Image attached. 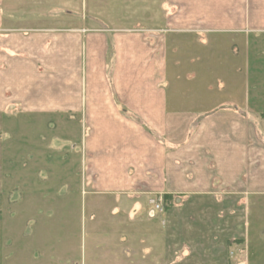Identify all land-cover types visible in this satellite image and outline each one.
Returning a JSON list of instances; mask_svg holds the SVG:
<instances>
[{
	"label": "crops",
	"instance_id": "obj_1",
	"mask_svg": "<svg viewBox=\"0 0 264 264\" xmlns=\"http://www.w3.org/2000/svg\"><path fill=\"white\" fill-rule=\"evenodd\" d=\"M5 1L0 0V113L9 100L32 117L79 116L83 135L76 164L90 195L119 198L117 207L129 214H137L144 197H172L155 236L146 221L138 223L142 237L131 227L124 261L108 254L103 260L84 257L80 264H166V250L180 246L181 231L198 235L206 223L202 198L264 196V123L255 119L253 96L242 94L232 109H213L212 103L200 108L197 97L176 89V66L187 58L179 54L194 51L190 43L181 45L182 36L264 33V0H156L158 27L139 30L130 29L125 13L114 14L110 29L86 27L85 0L61 2L64 19L77 22L65 29L37 24L56 17L39 19V0H32V28L11 27L6 22L14 16L2 12ZM170 42L177 54L168 72ZM170 76L171 95L164 89ZM181 198L187 205L176 203ZM151 209L149 218L155 217ZM186 211L190 218L182 223L177 214ZM106 245L117 252L120 243L109 239Z\"/></svg>",
	"mask_w": 264,
	"mask_h": 264
},
{
	"label": "rangeland",
	"instance_id": "obj_2",
	"mask_svg": "<svg viewBox=\"0 0 264 264\" xmlns=\"http://www.w3.org/2000/svg\"><path fill=\"white\" fill-rule=\"evenodd\" d=\"M39 1L43 5L35 8L39 19L52 17V13L56 17L37 24L65 29L66 25L77 23L64 19L67 9L62 3L66 4V0ZM5 3L2 12L14 16L6 23L32 28V0ZM123 13L131 16L132 30L145 24L158 27L160 22L155 19L157 14L160 16L156 0H85L83 23L86 27L110 29L114 14ZM182 38L181 45L190 43L194 51L189 53L187 48L179 54L187 58L176 66L181 76L177 91L191 93L197 97L198 105L212 103L213 109H232L239 96L252 95L255 119L264 123V33ZM171 42L168 72L172 71L173 56L177 54ZM190 57L194 60L189 62ZM168 81L164 89L171 95V76ZM224 99H228L227 104L221 103ZM82 133L79 116L72 120L61 114L32 117V112L21 110L19 103L7 100L4 113H0L1 264H80L84 257L103 260L108 254L124 261L131 227H136L138 237H142L137 228L142 225L140 222L144 225L146 221L150 236H155V230L161 227L165 212L173 207L172 197H144L137 214H129L117 207L119 198L89 194L81 165L76 164ZM62 140V147H52L56 146L55 141ZM202 199L205 201L200 206L206 210L202 213L206 223L197 228L198 235L181 231L180 246L169 245L166 250V264H172L170 259L174 256L179 257L178 264H264V196L210 195ZM180 200L176 203L187 205L186 198ZM126 203L123 207L127 209ZM150 207L154 209L153 218L147 216ZM188 214L191 213L178 212L179 221L186 223ZM109 239L120 243L117 252L108 250Z\"/></svg>",
	"mask_w": 264,
	"mask_h": 264
},
{
	"label": "built area",
	"instance_id": "obj_3",
	"mask_svg": "<svg viewBox=\"0 0 264 264\" xmlns=\"http://www.w3.org/2000/svg\"><path fill=\"white\" fill-rule=\"evenodd\" d=\"M156 209H158V206H156ZM153 211H154V209H153Z\"/></svg>",
	"mask_w": 264,
	"mask_h": 264
}]
</instances>
